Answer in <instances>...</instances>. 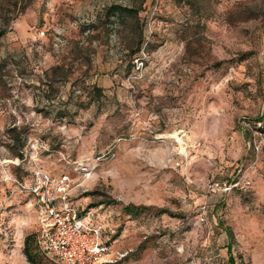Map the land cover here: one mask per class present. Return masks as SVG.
Wrapping results in <instances>:
<instances>
[{
	"label": "rangeland",
	"instance_id": "1",
	"mask_svg": "<svg viewBox=\"0 0 264 264\" xmlns=\"http://www.w3.org/2000/svg\"><path fill=\"white\" fill-rule=\"evenodd\" d=\"M0 30V264H32L11 178L35 167L68 173L105 264H264V0H0Z\"/></svg>",
	"mask_w": 264,
	"mask_h": 264
},
{
	"label": "built area",
	"instance_id": "2",
	"mask_svg": "<svg viewBox=\"0 0 264 264\" xmlns=\"http://www.w3.org/2000/svg\"><path fill=\"white\" fill-rule=\"evenodd\" d=\"M259 125V124H258ZM45 143L28 142L21 154L35 158L47 151ZM24 159L16 158V163ZM74 170L84 179L92 167L84 160L74 161ZM30 179L11 178L19 192L28 199L27 206L38 222L37 246L59 264H105L110 245L104 239L105 225L91 211L82 212L70 199L71 180L64 170L55 177L40 167L31 171ZM10 178V177H9ZM231 186H225L229 190ZM204 220L203 216L199 218Z\"/></svg>",
	"mask_w": 264,
	"mask_h": 264
},
{
	"label": "trees",
	"instance_id": "3",
	"mask_svg": "<svg viewBox=\"0 0 264 264\" xmlns=\"http://www.w3.org/2000/svg\"><path fill=\"white\" fill-rule=\"evenodd\" d=\"M117 9V7H115ZM3 32L0 30V37L2 36ZM254 125L253 128L257 131H262L264 132V114L261 116H258L256 119H253ZM256 123H259V126L256 125ZM249 131V130H248ZM249 133V132H248ZM250 134V133H249ZM17 141L20 142V138H17ZM125 209L128 212H135L139 213L143 207L140 206H126ZM164 212V210H163ZM24 254L27 257V260L31 262L32 264H38L37 262V257L39 255L38 252V246L36 239L32 234L27 235L24 240ZM230 264H235L232 257L229 258Z\"/></svg>",
	"mask_w": 264,
	"mask_h": 264
},
{
	"label": "bare ground",
	"instance_id": "4",
	"mask_svg": "<svg viewBox=\"0 0 264 264\" xmlns=\"http://www.w3.org/2000/svg\"><path fill=\"white\" fill-rule=\"evenodd\" d=\"M177 139H179L178 137H176Z\"/></svg>",
	"mask_w": 264,
	"mask_h": 264
}]
</instances>
